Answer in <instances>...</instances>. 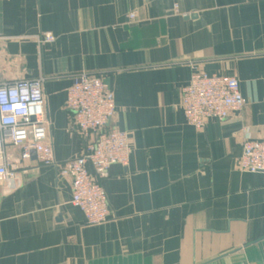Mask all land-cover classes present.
Instances as JSON below:
<instances>
[{
	"label": "crops",
	"instance_id": "0c3cea01",
	"mask_svg": "<svg viewBox=\"0 0 264 264\" xmlns=\"http://www.w3.org/2000/svg\"><path fill=\"white\" fill-rule=\"evenodd\" d=\"M193 67L238 76L241 112L189 125ZM81 72L103 77L109 127L130 132L129 163L101 181L111 218L87 225L70 179L10 145L20 185L0 184V264H264V172L238 168L244 139L264 140V0H0V83L44 80L57 163L94 139L65 108Z\"/></svg>",
	"mask_w": 264,
	"mask_h": 264
},
{
	"label": "built area",
	"instance_id": "2783aa9c",
	"mask_svg": "<svg viewBox=\"0 0 264 264\" xmlns=\"http://www.w3.org/2000/svg\"><path fill=\"white\" fill-rule=\"evenodd\" d=\"M127 18L136 22L137 12H129ZM36 39L44 44L56 38L45 32ZM43 81L0 83V184L5 190L20 185L19 167L7 155L10 145L21 148L22 161L31 160L35 152L40 165H55L59 175L70 179L72 204L82 211L87 225L105 224L111 218V208L101 181L112 165H127L132 153L130 132L109 127L117 110L114 93L102 76L87 72L73 75L65 103L73 114L71 129L81 137L94 139L74 158L57 163L46 120ZM244 105L236 75L208 74L193 67L181 92L186 121L197 130L204 129L210 119L225 120L241 112ZM238 168L241 172H264L263 139H244Z\"/></svg>",
	"mask_w": 264,
	"mask_h": 264
}]
</instances>
